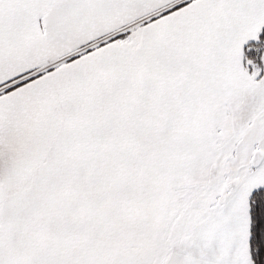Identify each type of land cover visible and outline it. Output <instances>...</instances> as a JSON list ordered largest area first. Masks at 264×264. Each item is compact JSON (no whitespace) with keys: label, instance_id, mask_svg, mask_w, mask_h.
Returning <instances> with one entry per match:
<instances>
[{"label":"snow or ice","instance_id":"obj_1","mask_svg":"<svg viewBox=\"0 0 264 264\" xmlns=\"http://www.w3.org/2000/svg\"><path fill=\"white\" fill-rule=\"evenodd\" d=\"M0 264H264V0H0Z\"/></svg>","mask_w":264,"mask_h":264}]
</instances>
